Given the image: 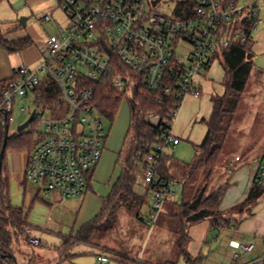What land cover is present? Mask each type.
<instances>
[{
	"label": "built area",
	"instance_id": "obj_1",
	"mask_svg": "<svg viewBox=\"0 0 264 264\" xmlns=\"http://www.w3.org/2000/svg\"><path fill=\"white\" fill-rule=\"evenodd\" d=\"M57 3L69 16V24L66 28L59 26L47 37L37 69L20 66L14 70L0 103V119L4 120L7 113L10 123L16 99L34 104L35 118L43 113H38V105L46 104L49 98L59 103L65 100L69 106L68 112H58L42 123L44 140L30 155L25 172V179L40 185L47 198L55 193L63 198L83 194L86 172L102 158L106 128L91 85L109 82L128 99L136 87L144 86L153 94H174L182 105L187 96L201 95L198 77L224 48L238 40L242 45L247 43L245 27L249 19L254 31H264V7H225L223 0H198L194 14L186 18L158 13L151 0ZM52 20L51 15L42 18V22ZM184 44L193 46L187 55L179 53ZM45 78L59 86L62 99L52 94L53 86ZM180 107L171 111L162 141L145 158L140 172L143 183L155 188L146 221L149 227L159 219L169 196L180 191L179 184L159 174L162 157L180 142L172 134ZM21 111L26 109L21 106ZM148 121L157 124L162 119L155 115ZM254 184L264 189V160ZM216 228L227 227L220 221ZM24 232L32 246L42 245L40 237L31 236L28 228ZM211 239L216 241L217 237L212 235ZM231 247L233 260L238 261L244 254L253 253L256 245L253 238L248 242L239 238L231 242ZM98 261L104 264L108 258L98 256ZM0 264H8L1 253Z\"/></svg>",
	"mask_w": 264,
	"mask_h": 264
},
{
	"label": "rangeland",
	"instance_id": "obj_2",
	"mask_svg": "<svg viewBox=\"0 0 264 264\" xmlns=\"http://www.w3.org/2000/svg\"><path fill=\"white\" fill-rule=\"evenodd\" d=\"M10 1L12 7L18 9L19 19L22 22L24 19H28V23L34 21L38 23L44 38L55 33L59 26L66 28L70 22L67 13L58 7L57 0H45L32 5L27 4L26 0ZM257 6L264 7V0H257ZM174 7V3L167 4L164 2L157 9V12L166 16H172ZM51 8L54 9L53 14L57 22L50 21L47 25L41 26L38 17ZM6 14L7 12L3 10L0 15L1 20ZM0 27L7 28L6 25ZM23 32H25V28L24 26H20L12 36L17 37L23 34ZM263 34L264 31L261 29L258 30L255 33V41L260 42ZM0 49H4V53L10 56V59L12 57L11 60L13 62L19 61L22 58L25 66L29 69H35L42 61V56L37 46L28 47L22 52H8L2 45H0ZM192 50V45L184 44L179 53L187 55ZM32 53H36V55L34 56L33 54L32 56L34 57L30 58L29 56ZM255 68L256 71H262L256 64ZM256 71L253 76L256 75ZM223 78V67L219 60H215L211 67L202 72L198 77V82L204 86V93L198 99L199 101L192 100L191 95L187 96L174 119L172 134L181 138V144L168 148L166 152L171 158L169 165L172 169L171 172H173L174 182H177L178 177L181 175H178V166L183 167L185 164H191L196 160L194 146L200 143L204 129L206 128L202 118L204 116L209 118L211 115V96L220 95L224 92L222 85ZM261 93L262 85H258L256 80L251 79L247 92L244 94V102L233 122L232 132L228 137L225 152L222 156V166L215 171L213 180L208 184L209 192L217 189L222 184H225L226 187L233 185L229 183L232 172L224 168L229 162L235 165L233 170L238 171L244 166L246 167L245 171L248 172L252 170L255 163L254 160L260 159L261 151L264 147V104L261 101ZM52 94L58 99L64 97L63 92L57 84H54ZM21 106L26 109L25 112L21 111ZM38 106L41 108L38 113L43 112L42 115L37 116L34 123L24 130V132H33L32 136L34 140H37L38 134L43 132L44 127L42 123L45 120L50 119L51 116L56 117L58 112L66 113L69 110V106L65 100L60 103L58 101L52 104L41 103ZM15 108L9 127V135L11 137L20 134L18 132L19 127L29 120L36 106L28 101L21 103L20 99H16ZM104 124L106 128V140L104 142L103 155L95 166L96 172L93 179H91V171L95 167L90 168L86 172V189L83 194L72 198H63L60 196L61 198L58 199L56 195L47 198L44 196L40 185L28 182L26 186L28 192L26 209L29 213V222L33 227H39L44 230L45 233L39 236L42 240L41 246H32L24 238L14 244L15 250L13 255L17 258L19 264H101L98 261V255L108 258V263L106 264H135L133 260L139 261L142 259L152 260L154 264H166L171 261L183 264V258L180 259V250L183 244V234L180 232L182 229L177 222L171 221L166 212L168 211L167 208H165L164 213L160 215L153 227H149L146 223L150 216L148 204L152 201L151 197L148 199V204L142 209L141 218L144 222L126 212H122L121 215H118V222L114 226L113 231L107 234L105 240L99 242L102 245H110L115 250L125 252L131 260L120 262L117 258L105 255L104 252H99L92 246L71 243L69 248L65 247L63 235H70L73 230L75 232L100 213L102 209V198L110 193L121 174V168L117 165V160L118 153L123 148L131 124L130 98H124L120 104L115 120L110 123L107 119H104ZM253 149L254 154H257L254 157L255 159H251L253 161L245 163L244 160L248 159V155L250 154V157L252 156L253 152L251 153V151ZM237 156L242 158V160L236 161ZM7 159L12 163L16 176L18 173H21V170L25 166L27 168L29 161L26 155L13 152L8 153ZM16 176H13L15 179L12 182L11 190V198L14 204L17 203L20 197L18 195L22 189L19 184V179ZM87 179L89 180L88 188ZM240 186L245 187L243 185ZM146 187L140 175L136 191L140 194H145ZM234 189L235 186L232 190L234 191ZM37 191H40V197L45 202L50 203L51 206L43 203H36L32 206L30 197L36 194ZM171 197L174 200L180 201V194L176 198L174 195L169 196L168 201H172ZM246 199L235 207L242 205ZM255 204L250 206L249 212L242 216L240 215L239 209L234 211L232 222L237 224L238 221L240 224L249 218ZM235 207L228 212L233 211ZM59 232L63 233L60 234ZM186 233L187 231H185L184 235ZM212 233L217 237V241L209 240L210 242L205 245L203 253L207 259L205 261L206 264H229L233 262L234 250L230 247V242L238 235L242 236L243 242H247L248 239L246 233H240V227H236L235 230L215 228ZM31 236L38 235L31 234ZM254 242L256 245L255 251L242 256V260L245 263L263 259L264 238L256 236ZM256 264L259 263L257 262Z\"/></svg>",
	"mask_w": 264,
	"mask_h": 264
},
{
	"label": "trees",
	"instance_id": "obj_3",
	"mask_svg": "<svg viewBox=\"0 0 264 264\" xmlns=\"http://www.w3.org/2000/svg\"><path fill=\"white\" fill-rule=\"evenodd\" d=\"M9 0H0L1 5ZM155 8L162 4L174 3L175 7L172 15L178 18H186L193 15L198 0H151ZM225 7H236L239 0H223ZM245 31L248 36L247 43L242 45L240 41H234L228 48H224L217 55L223 70L224 78L222 85L224 93L214 95L211 99L212 114L206 122L207 133L201 144L195 145L196 160L185 166H178V182L184 183V193L181 202L167 201L165 208L167 215L172 222H177L181 227L182 248L180 250V259L183 258L186 264H205L204 255L192 257L187 251L189 242L188 229L205 220H212L214 225L223 221L225 226H231L232 215L239 209L240 215L249 212L250 206L264 195V189L253 185L246 201L233 209L231 212L224 213L220 211L221 202L226 193V185L222 184L217 189L209 192L208 184L214 178L215 171L222 166V156L225 152L228 137L233 128V122L237 113L244 102V94L247 92L251 79L260 81L264 76L261 71L255 68V53L253 45L256 42L255 33L252 29V20L249 19ZM0 43L10 45L16 50H23L30 46L32 40L25 38L10 43L0 38ZM257 72L256 75L253 74ZM256 76V77H255ZM9 81H0V103L4 92L9 88ZM44 81L51 86L54 84L50 78ZM96 90V105L100 109L104 119L112 123L120 107V104L127 95L115 89L111 83L104 82L100 85H91ZM130 98L131 124L127 132L122 150L118 154L117 165L121 168V174L117 184L112 192L102 199L103 207L98 216L85 225L75 237L69 236L64 241L65 247L69 248L71 241L78 244L100 246L101 240H105L108 233L112 232L118 222V215L126 212L129 215L142 220V209L148 204L155 188L146 187L145 194L136 191L140 172L145 158L152 152L156 143L161 142L166 133V122L171 119V111L181 106V101L174 94L167 95L153 94L146 87L142 86L134 90ZM46 103L52 104V98L46 100ZM159 116L161 123L148 121L150 116ZM33 122L30 124L32 125ZM10 127V121H8ZM33 132H22L11 137L6 146L3 159L2 174L0 179V253L5 258L6 263L11 264L10 256L14 254V244L21 241L22 238L29 243V237L24 232L27 226L28 214L20 207H15L10 202V178L8 172L9 152L24 154L28 158L35 148L44 140V136L38 134L37 140L33 139ZM4 145V120L0 119V153ZM171 158L164 154L160 161L159 174L161 178L174 181L173 172L169 165ZM94 169L91 171L93 178ZM177 170V171H178ZM197 178V179H195ZM196 180V181H195ZM195 181V185L193 183ZM87 188L89 180L87 179ZM152 203V201H151ZM150 203V209H151ZM149 205V204H148ZM239 222L237 221V226ZM232 228V227H227ZM187 231L186 235H184ZM30 244V243H29ZM105 250L112 257L120 262L131 260L125 252L105 247ZM264 257V256H263ZM135 264H151L149 262H137ZM166 264H178V262H168ZM233 264H245L240 258ZM259 264H264L261 261Z\"/></svg>",
	"mask_w": 264,
	"mask_h": 264
},
{
	"label": "crops",
	"instance_id": "obj_4",
	"mask_svg": "<svg viewBox=\"0 0 264 264\" xmlns=\"http://www.w3.org/2000/svg\"><path fill=\"white\" fill-rule=\"evenodd\" d=\"M41 1H45V0H26V3L29 4V5H32V4L39 3ZM10 3H11L10 0L6 1V2H4L1 5V8H0V15H1L3 10H5L7 12V14L4 16V18L2 20H1V17H0V26H2V25H6L7 26V28L0 27V38L2 37L4 40H6V41H8L10 43H13V42H16L18 40L25 39V38H30L32 40V43L28 47L37 46V48H38V50H39V52H40V54H41V56L43 58V49L45 47V43H46V39L47 38H44V36L42 35V30H41L40 26L35 21L32 22V23H30V22L28 23V19H24L23 22H22L19 19L20 16H19L18 9H15L14 7H12V5ZM9 6H11V7L9 8ZM239 6H243V7H254V6H257V0H239ZM53 11H54V9L51 8V9H49L46 12H44L42 15H40L38 17L39 24L41 26L42 25H47L50 22V21L42 22V18L44 16H46V15H51V17L53 18L52 22H57L54 14H53ZM20 26H24L25 32H23V34H21V35H19L17 37L12 36L13 33H15V30H17ZM262 36L263 37L260 40V42L256 41L254 43L253 51H254V53L256 55L255 64L257 65V67L262 69V71L261 70L260 71L262 73H264V34ZM0 45H2V47H4L6 50H8V52H17V51L22 52L23 50L28 48L27 47V48H25L23 50H16L14 47H12L10 45H4V44H1V43H0ZM4 52H5L4 49L3 50L0 49V81H5V80L10 79L12 77V75H13L14 70H16L17 67L25 66V62L22 60V58H20L19 61L13 62L11 60L12 57L10 59V56H7L6 53H4ZM33 54L34 53L30 54L31 56H29V57L33 58L36 55V53L34 54V56H32ZM17 65H19V66H17ZM38 66L35 69H37ZM35 69H31V70H35ZM256 81H257L258 85L259 84L262 85L261 101L264 104V76H263V78L260 81H258L257 79H256ZM199 87H200L201 95L199 97L192 96L191 97L192 100L199 101L198 99L204 93V86L200 82H199ZM223 93H221V94H223ZM185 99H184V101H185ZM211 99H212V96L210 98V102H211ZM211 114H212V112H211ZM210 117H211V115H210ZM210 117L206 118L204 116L202 118V121L205 123V125H206V122L210 119ZM206 133H207V126L204 129V134H203L202 140L200 141L199 144L202 143ZM174 137L179 139L180 142H179L178 145H180L181 144V138L179 136H175V135H174ZM199 144H196V145H199ZM178 145H176V146H178ZM176 146H173V147H176ZM251 153H252V156L250 157V154H249L248 155L249 156L248 159L244 160L245 163H248L249 161H253L251 159H255L254 157L257 154H254V149L251 151ZM235 160L236 161H241L242 158H239L237 156ZM263 160H264V147L262 148L260 159H257V160L255 159L254 160L255 163H254V166H253L251 171H248V172L245 171L246 167H244V166H243V168H241L238 171L237 170H233L235 165L231 164L230 162H229V164L226 167H224L226 170H229V172H232L231 175H230V182L229 183L233 184V185L231 187H227L226 188L225 196H224V198H223V200L221 202V205H220V211H222L224 213H227L230 209H232L236 205L240 204L241 202H243L248 197V195H249V193L251 191V188L254 185V179H255V176H256V173H257V170H258V166H259L260 162H262ZM8 172H9V178H10V202H11V204L13 206H15V207L23 208L25 210V213L28 214L26 228H28L30 230L31 234L38 235V236H41V234L43 235L45 233L44 230L40 229L39 227H37V228L33 227L30 224V222H29V213H28V211L26 209V201L28 199L27 198L28 197V194H27L28 192L26 190L27 189L26 186L28 184V181L25 179L26 166L24 167L23 170H21V173H18V175L16 176L15 172L13 170L12 163L8 161ZM95 172H96V167L94 169L93 177L95 175ZM13 176H16L19 179V184L22 187V189H21V191H20V193L18 195L20 197L17 200L16 204H14L12 202V198H11L12 197V195H11L12 182L15 179V177H13ZM117 182H118V180H117ZM117 182H116V184H117ZM176 183L179 184L180 191H179V193L174 195V197L176 198V196H178L180 194V201L174 200L173 197H171V200L174 201V202H181L182 198H183V193H184V183L178 182V181ZM115 185L113 186V188L115 187ZM240 185H243L245 187L243 188ZM234 186H235V189L233 191L232 188ZM113 188H112V190H113ZM112 190L110 191V193L112 192ZM53 195H56V197H58V199L61 198L59 194L55 193ZM107 196H105V197H107ZM105 197H103V198H105ZM30 199L32 200V206H34L36 203H43V204H46L48 206H51L50 203L45 202L44 199H42L40 197V191H37V193L32 195L30 197ZM102 207H103V203H102ZM149 208H150V204H149ZM150 211H151V209L149 210V212ZM162 213H164V211ZM93 220H91V221H93ZM90 222H88V223H90ZM87 224H85V225H87ZM235 225L236 224L234 222H232L231 226H225V227H232V228H226V229H233V230H235L236 227H240V233H246L248 235L247 242L250 241L252 238L254 239L256 236L257 237L261 236V237L264 238V195L257 201L255 206L253 207L250 217L247 218L246 220H244L243 222H241L240 224H238L237 226H235ZM84 226L80 227L75 232L73 230V232H71L70 235H68V236L64 234L63 235V240L66 241L69 238V236L75 237L77 235V233ZM216 227L217 226L214 225L213 221L208 219V220H205V221H203L201 223L193 225V226H191L188 229L189 242L187 243L186 251L193 258L194 257H198L200 255H204L205 256V254L203 253V250L205 249V245L210 242L209 240H212L211 239V236L213 235L212 231ZM59 233L62 234L63 232H59ZM239 238L242 239V236L238 235L232 241L234 242V241L238 240ZM231 242H230V247H231ZM71 243H75V242L71 241ZM77 244L78 243H76V245ZM78 245H85V244H78ZM86 246H92L93 248H95V250H97L99 252H104L105 255H109V256H111V255L106 252L105 247L114 249L110 245H107V246L106 245H100L98 247L97 246H93V245H86ZM117 251H119V250H117ZM98 256H100V255H98ZM183 261H184V259H183ZM137 262H149L151 264H154L152 260H143L142 259V260H139ZM233 262H231L229 264H233ZM252 262L254 264H256L257 262L260 263V261H257V260H253ZM106 263H108V261ZM106 263H104V264H106ZM183 264H186L185 261L183 262ZM205 264H206V262H205Z\"/></svg>",
	"mask_w": 264,
	"mask_h": 264
},
{
	"label": "water",
	"instance_id": "obj_5",
	"mask_svg": "<svg viewBox=\"0 0 264 264\" xmlns=\"http://www.w3.org/2000/svg\"><path fill=\"white\" fill-rule=\"evenodd\" d=\"M4 116H5L4 118V145L0 153V179H1V174H2L3 159H4V155L6 151L7 142L9 139V123H8L7 113H5ZM34 118H35V112L31 114L29 120L26 123H24L22 126L19 127L18 132L22 133L26 128H28L30 124L33 122ZM10 258L12 259L13 264H19L17 261V258L14 255L10 256Z\"/></svg>",
	"mask_w": 264,
	"mask_h": 264
}]
</instances>
